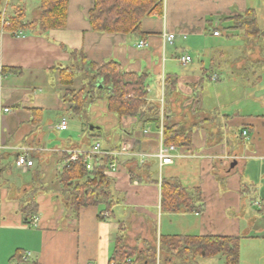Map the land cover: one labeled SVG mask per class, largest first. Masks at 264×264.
Wrapping results in <instances>:
<instances>
[{
  "label": "crops",
  "instance_id": "crops-1",
  "mask_svg": "<svg viewBox=\"0 0 264 264\" xmlns=\"http://www.w3.org/2000/svg\"><path fill=\"white\" fill-rule=\"evenodd\" d=\"M90 2L69 0L62 30L17 38L0 30V264H108L120 225L125 244L142 253L146 244L157 246L160 236L228 237L238 238L239 264H264V28L254 7L264 0H164L161 17L142 21L144 36L123 40L90 31ZM253 20L260 34L247 38L240 25ZM163 32L175 36L172 43L162 40ZM139 41L146 47L135 48ZM62 45L83 51L87 62L113 61L124 72L146 75L149 101L159 104L163 86L158 127L116 115L115 125L90 116L93 125L85 127L86 111H95L97 98L105 100L107 93L100 82L89 88L88 71L78 72L70 89L84 88L88 103L73 115L60 82L59 69L70 64ZM184 56L191 61L182 64ZM214 75L215 89L205 87ZM74 116L77 122L68 125ZM62 118L65 131L58 129ZM166 124L191 132V142L176 147L172 164L160 165L155 152ZM95 143L117 154L107 161L116 171L104 175L112 181L115 204L108 212L99 204L74 213L58 176L69 152H89ZM20 154L32 160L31 168L16 167ZM163 182L199 190V212H161ZM28 205L31 211L24 214ZM115 208L123 216L113 223ZM152 210L160 215L158 234ZM162 218L170 219L168 227ZM167 258L163 264L182 263ZM188 264L224 260L190 257Z\"/></svg>",
  "mask_w": 264,
  "mask_h": 264
},
{
  "label": "trees",
  "instance_id": "trees-1",
  "mask_svg": "<svg viewBox=\"0 0 264 264\" xmlns=\"http://www.w3.org/2000/svg\"><path fill=\"white\" fill-rule=\"evenodd\" d=\"M11 1V0H10ZM23 2V0H21ZM36 1V0H35ZM69 0H37L36 10L38 18L28 20L25 8H14L6 12L2 20L0 0V30L7 33L45 35L49 31L62 30L66 25ZM90 7L86 13V21L92 33L108 35L112 38L127 39L129 37H142V21L145 18L161 17L164 0H90ZM10 3V2H9ZM25 7V6H24ZM10 11V10H9ZM247 11L246 15H251ZM247 38L260 34L255 20L249 24L240 25ZM61 49L69 55L70 64L59 69L60 82L67 87L65 96L69 98L73 115L84 112L88 103V96H84L83 89L75 92L70 89L78 72L88 71L89 88H94L100 82L105 89L106 108L109 113L118 118H136L142 125L151 124L155 128L159 122V104L148 99L147 76L124 72L120 64L109 61L102 64L87 62L83 51ZM6 73L18 74L16 69H3ZM167 80L165 81L166 88ZM91 88V90H92ZM191 132L179 133L175 127H163V142L166 146H189ZM68 156H65V160ZM105 164L86 169V162L78 158L69 162L59 174L60 185L68 190L71 196L70 207L77 213L81 208L106 205V212L115 204L111 200L110 185L112 183L104 171ZM199 190H188L179 183H161L160 211L163 213L199 212L201 206ZM35 205V204H34ZM31 206H25L22 212L28 214ZM108 217V216H107ZM106 217L99 215L98 220L104 221ZM114 249L108 264H155L160 255L165 253L171 263L192 260L197 258H222L224 264H239L238 238L228 237H186V236H160L158 249L154 245L146 244L145 251L139 252L136 247L125 244L123 225H120ZM187 260V263H189ZM141 262V263H140ZM167 262L164 260L163 263ZM162 264V263H161Z\"/></svg>",
  "mask_w": 264,
  "mask_h": 264
},
{
  "label": "built area",
  "instance_id": "built-area-1",
  "mask_svg": "<svg viewBox=\"0 0 264 264\" xmlns=\"http://www.w3.org/2000/svg\"><path fill=\"white\" fill-rule=\"evenodd\" d=\"M2 3L4 5H6L8 3L9 0H1ZM212 35L215 37V36H218L219 33L217 31H214L212 33ZM12 36L14 38H17V37H22V33H15V34H12ZM162 40L166 43H172L175 36L173 34H169V33H165L163 32L162 35ZM146 47V43L145 41H139L135 44V48L137 49H143ZM191 59L190 57L188 56H184L180 59V62L182 64H186L188 62H190ZM211 80L212 81H215L216 80V77L215 75L214 76H211ZM163 100H164V94H163V86L161 88V93H160V99H159V105L161 106V111H162V106H163ZM4 113H8L9 110L8 109H4L3 110ZM58 129L59 130H62V131H65L67 129V126H66V119L62 118L61 121H60V124L58 126ZM162 127L159 128V131H160V136L162 134ZM144 133H147V132H144ZM246 132H242V136L245 137L246 136ZM176 152V147L170 145V146H166L163 144V142H161V144L159 145V147L157 148L156 152H155V157L159 160L160 162V165H169V164H172V158H173V155L172 153ZM117 154H114L112 152H106V151H103L101 149V146L100 144L98 143H95L92 147H91V150L89 152H86V153H80L78 151H75V152H69V155L68 156V159L65 161V166L69 163V162H74L76 161L78 158H82L83 161L86 162V169L87 170H90L93 166H96V167H99L100 165H103L105 164L108 168V171H104V175L105 174H110V172H115L116 171V166L114 164H109L107 163L108 159L112 156H116ZM90 157H95V158H98L99 161L95 164H92L89 159ZM15 165L17 168L21 169V170H26L28 168H31L33 163H32V160H30L25 154H20L16 160H15ZM64 166V167H65ZM37 222V218L36 217H33L32 220H31V224L32 225H35ZM157 249H158V245H157ZM27 260V257H24L23 258V262H25Z\"/></svg>",
  "mask_w": 264,
  "mask_h": 264
},
{
  "label": "rangeland",
  "instance_id": "rangeland-1",
  "mask_svg": "<svg viewBox=\"0 0 264 264\" xmlns=\"http://www.w3.org/2000/svg\"><path fill=\"white\" fill-rule=\"evenodd\" d=\"M37 1V0H36ZM35 0H23V2L21 0H9L8 3L6 5L2 4V8H1V17H2V20L5 18L6 16V12H11V9H14L16 7H20L22 9L25 8V12H26V15L28 17V20H32L31 18L34 16L36 18H38V12L37 10L35 9L36 8V5H37V2ZM10 2V3H9ZM256 3V1L254 2V4ZM25 6V7H24ZM254 7H257L259 12H258V15L260 14V17L258 19L260 25L262 28H264V4L259 8V3H257L256 5H254ZM10 10V11H9ZM226 27V26H225ZM131 38H134L131 37ZM129 44V43H128ZM130 46V45H128ZM122 48H124V45H122ZM214 59H216L215 56H213ZM113 60H115L114 58H112ZM216 74H221V71H219L217 73V70L214 68L213 69ZM208 83H206V86L205 87H208L209 89L210 88H213L215 89L216 87V82L215 81H212L211 79L207 81ZM165 94V93H164ZM96 109L95 111H86V119L84 121V126L88 127L89 125H93L91 123L88 124V121H90V116L92 117H95L96 119H98V121L102 120L103 119H106L105 121H108L109 124H113L115 125V122H116V118L114 117V114H111V113H107L106 111V108H105V100H104V97H101V98H97V102H96ZM74 121V122H77V117H73V119L69 122L68 121V125H71V122ZM73 123V122H72ZM74 124V123H73ZM102 128V127H101ZM100 128V129H101ZM115 128H118V127H115ZM89 129H90V126H89ZM99 131V130H98ZM102 131V130H101ZM100 131V132H101ZM86 132H88L86 130ZM97 133L95 132V136L101 140L102 142H105V139L104 137L102 136L103 134L102 133ZM152 213H153V217H154V224L156 226V233L158 234L159 233V229H160V215L158 216V213L157 211L155 210H152ZM123 216L122 212H121V209L120 208H115L114 210V218H112V222L114 223L115 221L117 220H120V218ZM168 220L170 219H167V218H162V224H163V227H168ZM134 236V235H132ZM129 241H133V237L132 239L129 238ZM154 241H155V238H154ZM153 242V241H152ZM154 244V242H153ZM103 245V243H102ZM146 247V246H145ZM104 248V247H103ZM103 248H101V250H103ZM137 248V247H136ZM138 249V248H137ZM166 254L163 253L160 255V258L159 260L156 261L155 264H163V259L165 258ZM141 263V262H140Z\"/></svg>",
  "mask_w": 264,
  "mask_h": 264
},
{
  "label": "water",
  "instance_id": "water-1",
  "mask_svg": "<svg viewBox=\"0 0 264 264\" xmlns=\"http://www.w3.org/2000/svg\"><path fill=\"white\" fill-rule=\"evenodd\" d=\"M91 129V128H90Z\"/></svg>",
  "mask_w": 264,
  "mask_h": 264
}]
</instances>
